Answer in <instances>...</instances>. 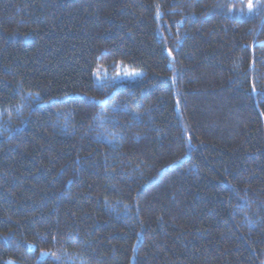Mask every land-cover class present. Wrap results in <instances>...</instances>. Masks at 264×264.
I'll list each match as a JSON object with an SVG mask.
<instances>
[{
    "label": "trees",
    "instance_id": "1",
    "mask_svg": "<svg viewBox=\"0 0 264 264\" xmlns=\"http://www.w3.org/2000/svg\"><path fill=\"white\" fill-rule=\"evenodd\" d=\"M0 264H264V0H0Z\"/></svg>",
    "mask_w": 264,
    "mask_h": 264
},
{
    "label": "rangeland",
    "instance_id": "2",
    "mask_svg": "<svg viewBox=\"0 0 264 264\" xmlns=\"http://www.w3.org/2000/svg\"><path fill=\"white\" fill-rule=\"evenodd\" d=\"M96 71H97V73H100L103 78H106V77L111 78L112 82H114V81L120 82V81H126V80L134 81L141 76V72L135 71V70H129L120 64L116 67V69L113 71V73H110V74L107 70H103V69H99ZM130 73H137L139 75L134 76V77H130L128 75Z\"/></svg>",
    "mask_w": 264,
    "mask_h": 264
},
{
    "label": "snow or ice",
    "instance_id": "3",
    "mask_svg": "<svg viewBox=\"0 0 264 264\" xmlns=\"http://www.w3.org/2000/svg\"><path fill=\"white\" fill-rule=\"evenodd\" d=\"M248 7H249V8H252L253 5H252V4H249ZM128 75H129L130 77H134V76H137V75H139V74H137V73H130V74H128Z\"/></svg>",
    "mask_w": 264,
    "mask_h": 264
}]
</instances>
